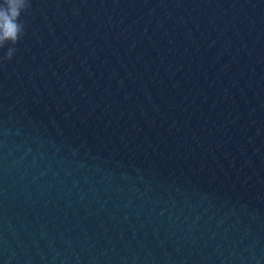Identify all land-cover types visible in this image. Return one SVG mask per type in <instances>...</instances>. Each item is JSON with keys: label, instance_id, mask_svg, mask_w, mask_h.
<instances>
[{"label": "water", "instance_id": "water-1", "mask_svg": "<svg viewBox=\"0 0 264 264\" xmlns=\"http://www.w3.org/2000/svg\"><path fill=\"white\" fill-rule=\"evenodd\" d=\"M30 4L0 264H264V0Z\"/></svg>", "mask_w": 264, "mask_h": 264}, {"label": "clouds", "instance_id": "clouds-1", "mask_svg": "<svg viewBox=\"0 0 264 264\" xmlns=\"http://www.w3.org/2000/svg\"><path fill=\"white\" fill-rule=\"evenodd\" d=\"M30 7V0H0V46L5 41L15 45L23 37L25 25L20 17ZM15 51V48L9 49L0 61H10Z\"/></svg>", "mask_w": 264, "mask_h": 264}]
</instances>
